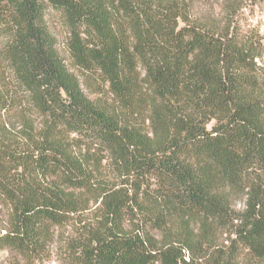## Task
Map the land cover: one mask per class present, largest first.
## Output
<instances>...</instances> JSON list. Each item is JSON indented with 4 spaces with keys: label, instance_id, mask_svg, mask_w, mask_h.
I'll use <instances>...</instances> for the list:
<instances>
[{
    "label": "trees",
    "instance_id": "1",
    "mask_svg": "<svg viewBox=\"0 0 264 264\" xmlns=\"http://www.w3.org/2000/svg\"><path fill=\"white\" fill-rule=\"evenodd\" d=\"M207 1L0 0V264H264V33Z\"/></svg>",
    "mask_w": 264,
    "mask_h": 264
},
{
    "label": "rangeland",
    "instance_id": "2",
    "mask_svg": "<svg viewBox=\"0 0 264 264\" xmlns=\"http://www.w3.org/2000/svg\"><path fill=\"white\" fill-rule=\"evenodd\" d=\"M219 0H208L205 3H197L194 8L195 16H203V15H212L217 16L219 13ZM244 12L248 15L249 20L253 24H259L262 33H264V2H259L257 0H246ZM50 23L53 31L58 37L59 46L61 52H63L62 41L64 38V30L58 25L56 19L53 16H49ZM94 81V80H93ZM91 89L94 88L96 84L89 82ZM93 85V86H92ZM84 87V86H83ZM84 91L91 97L94 98L95 94L90 90L84 87ZM239 207V204H237ZM90 213V212H89ZM88 212H85L84 215H88ZM87 217V216H85ZM7 258V253L4 250H0V261L5 263ZM36 264H64L58 256V249L55 244H51L49 247V257L42 262H37Z\"/></svg>",
    "mask_w": 264,
    "mask_h": 264
}]
</instances>
